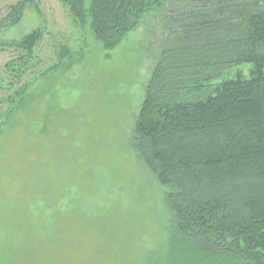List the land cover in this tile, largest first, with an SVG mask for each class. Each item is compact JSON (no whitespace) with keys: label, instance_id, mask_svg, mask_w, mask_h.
<instances>
[{"label":"rangeland","instance_id":"rangeland-1","mask_svg":"<svg viewBox=\"0 0 264 264\" xmlns=\"http://www.w3.org/2000/svg\"><path fill=\"white\" fill-rule=\"evenodd\" d=\"M16 1L0 0V23ZM36 1L0 31V99L12 97L0 105V264H169L165 190L130 141L163 15L147 13L106 51L60 0ZM36 29L18 79L5 65L24 53L10 44Z\"/></svg>","mask_w":264,"mask_h":264},{"label":"trees","instance_id":"trees-1","mask_svg":"<svg viewBox=\"0 0 264 264\" xmlns=\"http://www.w3.org/2000/svg\"><path fill=\"white\" fill-rule=\"evenodd\" d=\"M60 1L106 51L147 13L163 15L166 38L130 141L165 190L168 263L264 264V0ZM27 7L39 11L36 0L16 1L0 31ZM41 35L11 42L24 53L6 63L11 75L28 71ZM242 63L249 78L220 80Z\"/></svg>","mask_w":264,"mask_h":264}]
</instances>
